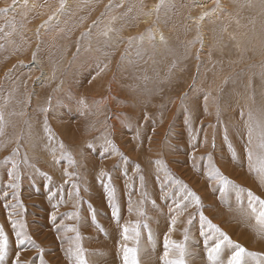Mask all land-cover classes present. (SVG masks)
Here are the masks:
<instances>
[{
  "label": "rangeland",
  "instance_id": "1",
  "mask_svg": "<svg viewBox=\"0 0 264 264\" xmlns=\"http://www.w3.org/2000/svg\"><path fill=\"white\" fill-rule=\"evenodd\" d=\"M22 1L0 0V229L43 241L15 243L19 264H64L62 227L87 264L174 244L212 264L209 221L221 264L236 244L264 261V0Z\"/></svg>",
  "mask_w": 264,
  "mask_h": 264
},
{
  "label": "bare ground",
  "instance_id": "2",
  "mask_svg": "<svg viewBox=\"0 0 264 264\" xmlns=\"http://www.w3.org/2000/svg\"><path fill=\"white\" fill-rule=\"evenodd\" d=\"M22 0H16V2H17V4H19L20 2H21ZM24 1V0H23ZM22 1V2H23ZM26 1V0H25ZM31 1V0H30ZM16 2H15V4H16ZM33 2V1H32ZM69 2H71L70 0H65V5H66V7L69 5ZM210 2V0H193V3L195 4V5H198V6H201V5H203L204 7H206V5L208 4ZM31 3V2H30ZM27 4H28V2H27ZM19 5H21V4H19ZM23 5V4H22ZM32 5V4H31ZM30 6V5H29ZM63 9V8H62ZM150 12V11H149ZM57 15V14H56ZM210 16V15H209ZM208 15H207V13L204 11L201 15L200 14H198L197 16H195L194 14L192 15L191 14V17H190V19H189V21L190 22H194V21H197L198 22V24H199V26L200 27H203L204 26V24H205V22H206V20H207V18L209 17ZM58 19V18H57ZM148 18H145V20H147ZM210 19V18H209ZM186 20H187V18H186ZM197 24V25H198ZM35 34V33H34ZM205 34V36H206V33H204ZM157 36L158 37H160V33L158 32L157 33ZM205 38L203 37V41H204V44L203 45H205V40H204ZM207 39V38H206ZM66 130V129H65ZM79 130V129H78ZM123 135V134H122ZM123 138V137H122ZM88 158H90V157H88ZM89 161V160H88ZM91 164H92V162L91 161H89V168L91 169L92 168V166H91ZM63 168V167H62ZM246 180V179H245ZM250 182V181H249ZM248 184V183H247ZM92 185H90V187H91ZM95 186V185H94ZM93 187V186H92ZM40 188V187H39ZM208 190H206V191H204V193H205V196H206V198L207 199H210V194H208V192H207ZM230 192V191H229ZM91 194V193H90ZM89 194V195H90ZM232 197H233V195H231ZM231 196H230V198H231ZM95 198V197H94ZM211 198H212V196H211ZM214 199V198H213ZM92 201H93V198H92ZM95 201V200H94ZM210 202H212V200H210ZM213 203V202H212ZM216 205V204H215ZM215 207V206H214ZM216 208V207H215ZM34 211V210H33ZM233 213H235V212H233ZM217 214V213H216ZM231 214V213H230ZM229 214V215H230ZM157 215V214H156ZM53 218V217H52ZM157 218V217H156ZM2 219V218H1ZM162 219V218H161ZM86 220V219H85ZM1 221V220H0ZM5 222H6V220H4ZM89 221V220H88ZM151 221V220H150ZM156 221H157V219H156ZM8 222V221H7ZM29 223V222H28ZM155 223V222H154ZM157 223V222H156ZM10 224V223H9ZM85 224V223H84ZM160 224V223H159ZM158 224V226H160ZM162 224L164 225V223L162 222ZM38 225H40L39 224V222H38ZM55 225V224H54ZM98 225V224H97ZM150 226H151V223L149 224ZM6 226V225H5ZM37 226V225H36ZM36 226H34V223L33 224H29V231L26 233V235H24L23 234V236L25 237V236H28V237H32L33 236V238H36V240H37V242H40V241H43V240H41V236L39 235L40 233L38 232V231H40V229L37 227L36 228ZM94 226V225H93ZM15 228L16 227H18V226H14ZM61 227V226H60ZM151 227H153V226H151ZM7 228H8V230L11 228H9V226L7 225ZM7 228H6V231H5V236L7 237V239H8V249H7V251H8V253H7V256H6V258H4V260L3 261H1L0 262V264H11L12 262H13V260L14 261H17V257H19V255L17 254L18 252H20L19 251V249L22 247V246H25L26 245V243L25 244H23L20 248H16L15 246H14V244L15 243H19V240L17 239V238H14V236L13 237H11V235H10V230L8 231L7 230ZM54 228H57V227H55L54 226ZM95 228V227H94ZM156 228V227H155ZM154 228V229H155ZM158 228V227H157ZM160 228V227H159ZM163 227H161L160 229H162ZM226 228H227V226H226ZM230 228V227H229ZM228 228V229H229ZM39 229V230H38ZM232 229V228H231ZM13 231V233L12 234H14L15 236H17V232H20L19 231V227L18 228H16V229H12ZM150 230V229H149ZM152 230V229H151ZM150 230V231H151ZM157 230V229H156ZM164 231H165V228L163 229ZM110 231V230H109ZM114 232H115V230H113ZM112 231V232H113ZM94 232H95V230H94ZM153 232V231H152ZM231 232L234 234V229L233 230H231ZM59 233H61V236L62 237H65V233L66 234H68V236H69V241H67V243L66 244H64V245H58L59 246V249H58V252H61L60 253V255H61V259H62V261L64 262V264H78V258H77V254L75 253V249H76V242H77V240L76 239H73L72 237H71V229H66V228H64V227H62L61 228V230L59 229ZM151 233V232H150ZM237 233V232H236ZM101 234V233H100ZM110 234H111V232H110ZM154 234V233H153ZM193 234V233H192ZM102 236V235H101ZM236 236V235H235ZM155 237V236H154ZM242 238H244L243 236H241ZM251 237V236H250ZM149 239V238H148ZM248 239V238H247ZM48 240H50V242H51V239L50 238H48ZM76 242H75V241ZM101 240H103V239H101ZM100 240V241H101ZM153 240V239H152ZM246 240V239H245ZM24 241H25V239H24ZM46 241V240H45ZM100 241H98L97 243L99 244V242ZM248 241H250V240H247V242ZM156 242V241H155ZM46 243V242H45ZM142 243V242H141ZM145 243V242H144ZM143 243V244H144ZM152 243V242H151ZM30 244V243H29ZM49 244H51V243H49ZM146 245V244H145ZM154 245V244H153ZM157 245H159V244H157ZM157 245H155L156 246V248H157ZM251 245H252V243H251ZM30 246V245H29ZM43 246H48L47 245V243L46 244H44L43 243ZM66 246H68V250H67V252L68 253H71V248L72 247H74L73 248V250H74V256H72V257H69V256H67L66 255V252H64L63 250H64V248L66 247ZM111 246V245H110ZM189 246V245H188ZM112 247V246H111ZM153 247V246H152ZM191 247V246H190ZM93 249V247H91V250ZM161 248H158L155 252L156 253H158V254H156L157 256L159 255V254H165V252L162 250H160ZM95 250H99L100 252H102V256H98L97 254H94L95 255V257L93 258V255H92V253H91V255L89 254V257H90V259H91V262H92V264H114V263H112L113 261H115V258H116V256H115V252H114V250H113V257H112V255H111V252H112V250L111 249H108V248H106V247H100L99 245H98V247L95 249ZM148 250H149V247H148ZM150 250H151V248H150ZM146 251V250H145ZM144 251V252H145ZM161 251V252H160ZM192 251V250H191ZM151 252V251H150ZM150 252H148V251H146L145 253H149L148 255H145V254H141V256L143 257V255H145V258L146 259H148L149 261H150V264H159V260L158 259H156L155 261H154V258L155 257H153L152 258V260H151V257L153 256V255H151V253ZM154 252V251H153ZM197 252L198 253H195V254H200V252L197 250ZM228 253V252H227ZM153 254V253H152ZM155 254V253H154ZM226 254V253H225ZM224 254V255H225ZM33 255V253H31V255L29 256V258L31 257ZM224 255H221L220 257L222 258ZM43 257H44V259L45 260H48V258H49V250L45 247V254H43L42 255ZM147 256V257H146ZM79 257V256H78ZM192 258V257H191ZM225 258V257H224ZM31 259V258H30ZM122 257H119V259L117 258L116 260H117V264H120L121 263V261H122ZM142 260H144V259H142ZM141 260V261H142ZM148 260L146 261L147 263H145V264H148ZM32 261H33V257H32V260H31V263H32ZM188 263L187 264H207L206 263V261L204 260V259H197V256L195 257V259L193 258V259H190V258H187V260H186ZM43 263V262H42ZM43 264H45V263H43ZM47 264H54V262L53 261H49ZM59 264H62V262H60ZM142 264H143V262H142ZM162 264V263H161Z\"/></svg>",
  "mask_w": 264,
  "mask_h": 264
},
{
  "label": "snow or ice",
  "instance_id": "3",
  "mask_svg": "<svg viewBox=\"0 0 264 264\" xmlns=\"http://www.w3.org/2000/svg\"><path fill=\"white\" fill-rule=\"evenodd\" d=\"M63 5L61 4V7ZM163 39V38H162ZM251 134V133H250ZM61 147H63V145H61ZM113 150L115 151V147L112 146ZM249 158L251 159V153H249ZM13 168L16 167L15 164L12 165ZM9 175L11 176L12 173H9ZM217 175H219V173H217ZM78 194V192H77ZM190 196L193 197L194 202L196 203V205L200 204V200L199 197L195 196L194 193H189ZM249 196L252 197V199L256 200L259 205H260V211L259 213L256 215V221L259 225H261V231L264 232V200H261L259 197H253L252 193L249 192ZM253 212H256V209L253 208L252 209ZM201 218L204 219L203 215H201ZM53 219H55L53 217ZM14 226H15V222ZM209 226L214 228L216 232L219 233L220 237L222 238V240L218 243L215 244L214 247L210 248L208 250V260L210 262H212V264H221L220 260H219V256H220V252H221V248H222V244L224 242H227L229 244H231V240L230 238L224 233L222 232L218 227H216L215 225H212L211 222L209 221ZM173 224H175V221H173ZM21 228H23V224L20 225ZM129 229L127 227L124 228V239L127 240L129 237L127 235ZM137 235H139V233H137ZM17 237L19 239V244L23 245L24 244V236L22 232H17ZM29 241L30 237L28 238ZM77 239H79V237H77ZM34 243V242H32ZM169 243H171L170 241L165 242V248H168ZM175 248L179 249V258L178 259H174V260H169L167 259L168 257V251L165 252V264H185V260H184V248L181 245H173ZM7 248H8V239L7 237L3 234V230L0 229V261H2L7 253ZM79 251L82 252V249H79ZM137 256V249L135 248H124V261L125 264H138V261L136 259ZM17 264H19V257H17ZM78 264H87V262L83 259H79L78 260ZM227 264H264V261L260 260L259 258V254L254 253V252H249L246 248L240 246L239 244L234 245V251L232 253V255L228 258L227 260Z\"/></svg>",
  "mask_w": 264,
  "mask_h": 264
}]
</instances>
